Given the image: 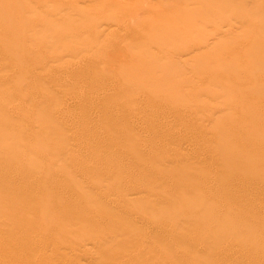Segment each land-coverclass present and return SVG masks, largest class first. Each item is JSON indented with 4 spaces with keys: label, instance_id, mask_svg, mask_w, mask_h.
<instances>
[{
    "label": "bare ground",
    "instance_id": "bare-ground-1",
    "mask_svg": "<svg viewBox=\"0 0 264 264\" xmlns=\"http://www.w3.org/2000/svg\"><path fill=\"white\" fill-rule=\"evenodd\" d=\"M76 1L0 0V264H264V0Z\"/></svg>",
    "mask_w": 264,
    "mask_h": 264
},
{
    "label": "rangeland",
    "instance_id": "rangeland-1",
    "mask_svg": "<svg viewBox=\"0 0 264 264\" xmlns=\"http://www.w3.org/2000/svg\"><path fill=\"white\" fill-rule=\"evenodd\" d=\"M77 1H79V0H77ZM77 1L75 2L76 5H78L79 3H81V2H77ZM127 1H128V0H127ZM127 1L122 2V3H120L119 0L117 1V3H119V4H124V5H126V6L128 7V9L125 7V10H126L125 15H127V13H129V12H133L132 14L130 13V16H131V17H132V15L134 14V12H136L137 14H141L140 12L138 13V11H140L141 9H140V10H139V9H136L138 6H139L138 8L142 7V9H145V3L143 4V2H141V1L136 2L135 0H132L131 4H130V0H129V2H127ZM142 1H143V0H142ZM146 1H147V0H144V2H146ZM148 1H149V0H148ZM150 1H153V0H150ZM150 1H149V2H150ZM113 2H114V1H113ZM149 2H147V3H149ZM114 3H116V2H114ZM132 3H133V4H132ZM155 3H156V2H155ZM180 3H181V2H180ZM176 4H177V3H176ZM79 5H80V4H79ZM82 5H83V4L81 3L80 6H82ZM135 5H138V6L134 7ZM153 5H154V6H158V5H155V4L151 3V4H150V8H152V9L149 10V8L146 7V10H147L148 13H154V12L156 11L155 14L153 15V18H154V16L157 17V18H154V19H156V23H157V24L155 23L154 25H159L158 23H160L161 25H163L162 22L166 23V21H163V20H165V18H166L165 16H167V15L173 13V12L170 13V12L167 11V12H166L167 15H165V16L163 17L162 13L166 14L165 11H166V8H167V7H166V8L163 7V8H165V9H164V10H160V11H161V13H160V11H158V10H159V9H163V8L157 7V8H159V9H157V10L155 9V10H154ZM177 5H178V4H177ZM62 8H64V7H62ZM123 9H124V8H123ZM123 9H122V10H123ZM169 9H170V8H169ZM169 9L167 8V10H169ZM125 10H123V12H124ZM128 10H130V11L128 12ZM151 10H153L154 12H152ZM171 10H172V9H171ZM171 10H169V11H171ZM204 10H205V11H209L208 9H204ZM142 11L145 12L144 10H142ZM172 11H173V10H172ZM143 12H142V14H144ZM135 15H136V14H135ZM147 15H148V14L146 13L145 16H147ZM127 16L130 17L129 14H128ZM148 16H152V14H151V15L149 14ZM148 16H147V18H145L146 20H147L148 18H152V17H148ZM76 18H77V17H76ZM194 18H195V17H194ZM154 19H153V20H154ZM157 19H158V20H157ZM235 19H236V18L234 17V15H230V18L228 19V21H229V22H232V23H236V20H235ZM149 20H150V19H148V21H149ZM159 20H160L161 22H159ZM166 20H167V19H166ZM150 21H152V20H150ZM150 21H149V22H150ZM157 21H158V22H157ZM166 24H167V23H166ZM152 25H153V23H152ZM164 25H165V24H164ZM177 26H178V28H177L178 30H175V31H174V34L176 33L175 35H176L177 38H183L182 36H184L186 33L184 34V30H183V28H182L180 25H177ZM210 26H211V25H210ZM160 27L162 28V26H160ZM159 29H160V28H159ZM175 29H176V27H175ZM194 29H195V28H194ZM194 29L191 30V32H192V33L190 34L191 37H192V38L199 37V32H198L197 30H194ZM209 29H210V28L207 26V27H206V30H209ZM91 33H92L93 36H95L93 32H89V31H88V33H86V35L89 37V36L91 35ZM89 34H90V35H89ZM86 35H85V36H86ZM224 38L226 39V38H228V36H225ZM101 39H102V37L99 38V40H101ZM196 39H197V38H196ZM244 45H246V44H244ZM213 49H214V48H213ZM179 50H180V48H179ZM179 50H178V51H179ZM183 50H184V49H182V51H179V52H183ZM169 51H171V50H169ZM214 51H215V50H214ZM172 52H173V50H172ZM175 53H177V52L175 51ZM177 54H179V53H177ZM213 60L215 61L216 58L212 59V62H214ZM160 89L163 90L164 88H159V91H160ZM162 90H161V91H162ZM201 97H202V98H201V101H204V102L209 101V99L206 98V96H201ZM179 98H180V100L177 99V100L179 101V103L182 102L184 105H188V104H185L186 102H184L185 99H184L183 97H179ZM187 102H188V101H187ZM204 102H203V103H204ZM209 102H210V101H209ZM203 103H202V104L196 109V111L200 112L199 114H201V115H202L204 112H203L202 110H198V109L201 108V106L203 105ZM215 103H217V102L215 101ZM180 104H181V103H180ZM189 104H197V103H192V102H190ZM208 104H209V103H208ZM208 104H205V105L208 106ZM211 105H212V104H211ZM198 112H196V113H198ZM202 112H203V113H202ZM217 114H218V113H217ZM31 117H32V118H35V115H31ZM36 117L38 118L37 115H36ZM33 120H36V119H33ZM26 126H27L28 129H30V125H26ZM208 127H209V126H207V128H208ZM173 130H174V129H173ZM176 130H179V128H175V131H176ZM197 132H198V131H197ZM197 132H195L196 134L192 133L191 136L189 135L191 138L188 137V138H190V139H188V140L191 141L192 138H193V136H194L195 139L193 138V140H196V139L198 140V139H199V140L202 141L203 143L205 142V143H206V144L204 143L205 145L211 144L212 139L210 138V135L208 134V130H206V132H204V131L198 132L199 134H198ZM202 133H203L204 135H201ZM205 133H206V134H205ZM198 136H200V137H198ZM202 136H203V137H202ZM200 138H201V139H200ZM202 138H203V140H202ZM108 140H109V139H108ZM197 140H196V141H197ZM199 140H198V141H199ZM71 141L74 142V140H70V139H69V142H70V143H71ZM106 141H107V140H106ZM109 141H112V140H109ZM109 141H107L106 144L109 145L110 143H111V144L113 143V141H112V142H109ZM200 141H199V142H200ZM200 143H201V142H200ZM203 143H202V144H203ZM204 144H203V145H204ZM165 145L167 146V148H170V149H172V148H176V149L178 150V152H179V155H180V152H181V153H185V154H192V153H194V150L191 149L192 147L189 148V147H188V146H189V143H186V142L183 143V144L180 143V145L178 144V145L180 146L179 148H177V145H175L174 143H169V144H165ZM185 145H187V148H186ZM181 148L184 149V151H183ZM186 149H187V150H186ZM191 150H192V151H191ZM189 151H190V152H189ZM171 152H172V151H171ZM177 155H178V154H177ZM121 158H123V157H121ZM197 161H201V162L203 161L202 163H201V162H199V163L202 164V167H203V170H204V173H205V174L211 176V175L214 173V169L212 170V169H210V168H206V163H207V161H205L204 158H198ZM203 163H204V164H203ZM146 195H147V194H146ZM164 196H165V195H164ZM164 196H163V195H153V196H151V197H152L153 199H156L157 197H159V199H160V198H163ZM241 196H242L243 198L245 197V196H243V195H241ZM231 198H232L233 200L236 199V201H237V200H240V197H238V196H235V197L232 196ZM237 202H239V201H237ZM262 203H264V197H263V199H262V201L260 202L259 205H261ZM217 210H218V209H217ZM217 210H216V209H213V210L210 209V211H208L207 209H202V211H204L202 214L205 215V216H203L204 218H203V217H202V218H203V219H206V220L211 219V216H212L213 214H217ZM245 210H246V209L244 208L242 211H240V212H239V216L250 218L251 216H250L249 211H248V210L245 211ZM213 211H214V212H213ZM218 212H220V211L218 210ZM198 213H200V211H199ZM198 213H197V214H198ZM200 214H201V213H200ZM191 216L193 217V216H196V215H191ZM197 217H199V220H200L201 215H200V216L197 215ZM197 217H196V218H197ZM193 218H194V217H193ZM202 218H201V219H202ZM197 219H198V218H197ZM225 228H227V227H226V226L222 227V229H225ZM191 241H194V240L192 239ZM200 254H201V252H200ZM201 255H202V254H201Z\"/></svg>",
    "mask_w": 264,
    "mask_h": 264
}]
</instances>
